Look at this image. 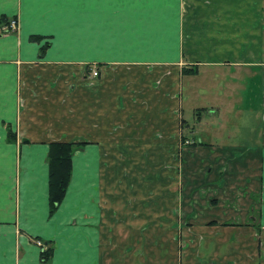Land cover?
<instances>
[{
  "label": "crops",
  "instance_id": "obj_1",
  "mask_svg": "<svg viewBox=\"0 0 264 264\" xmlns=\"http://www.w3.org/2000/svg\"><path fill=\"white\" fill-rule=\"evenodd\" d=\"M65 1L73 0H0V19L20 25L10 35L0 26V264H148L149 252L158 259L151 264H176V248L149 245L161 232L156 225L176 242L186 239L188 225L208 232L201 227L207 222L219 225L210 231L214 264H264V0H130L125 11L109 9L130 32L158 35L142 47L121 37L108 43L107 30L119 27L106 16L108 0H98L92 17L102 36L88 65L99 74L84 85L80 140L67 137L79 121L52 110L61 103L57 89L37 91L28 67L58 60ZM35 35L41 44L30 40ZM45 41L50 47L39 58ZM149 62L162 64L151 69ZM194 67L196 75L183 74ZM233 67L247 109L242 137L237 144L231 137L214 142L211 131L197 137L184 117L186 77L213 82L214 71ZM161 75L163 83L152 84ZM217 109L209 115L221 114ZM71 141L87 144L74 154L66 197L50 215L49 145ZM173 210L181 223L171 219ZM236 223L243 228L228 226ZM39 242L52 243L48 263ZM177 264H188L187 256Z\"/></svg>",
  "mask_w": 264,
  "mask_h": 264
},
{
  "label": "rangeland",
  "instance_id": "obj_2",
  "mask_svg": "<svg viewBox=\"0 0 264 264\" xmlns=\"http://www.w3.org/2000/svg\"><path fill=\"white\" fill-rule=\"evenodd\" d=\"M142 1L143 0H139L140 5L143 3ZM130 2H131L130 0L107 1L108 8L106 11V16L112 18V21L115 23L114 25L115 27H119L117 31L114 30V28L112 27L111 30L110 29L107 30L108 43L114 42L115 41L114 39L119 37L123 38L125 41L129 39V41H133L141 45V47L144 44H150L151 42L155 43V41H152V38L158 35H153L152 33L147 35V33H145L142 30H140L139 33H136L138 30L136 32L135 31L130 32L129 28H127L125 24L124 25L121 23L117 24V20H114L113 11L110 10H114L116 12H121L123 10L125 11L126 10L125 6L130 4ZM98 4H99L98 0L65 1L64 9L59 12L60 18L62 19V21H60L59 27L64 29V31L60 32L61 33L60 36L58 35L56 36L57 39H59L60 37L62 43V47L60 48L61 51L59 52L57 57L58 60L53 63L49 62L50 64L47 63L44 64V62L42 61L40 62L39 60L28 61V67L30 70L29 74L33 75L34 79L37 80L36 82L37 91L40 89L44 91L50 89H54V90L57 89V91L54 92V94L59 96L58 101L60 100L59 102L61 103L58 106L53 104L52 110L55 108L56 117L57 118L60 117L62 120H64V116L60 115V113H64L65 117L68 114L69 116H72L74 121H79L78 123H76L77 125L75 127V130L69 128V130L71 131L67 133L68 135L67 137L68 138L71 137V139L73 137L79 140L82 139L78 137L79 135L81 136L82 134L81 116H82V93H83L84 85H92L93 80L98 77V75L97 76L93 75L95 71H97L98 73V70L96 69L97 67L95 68V66L93 65L92 66L88 65L90 64L89 56L94 55V57H96L97 55V50H94L93 48V47H97V45L93 46V43H97L99 37L102 36L99 34L98 24L93 23L94 16L92 17V15L95 14V11H97L96 7ZM95 15L98 16V12ZM13 21H16L18 24L16 26V30H5L6 27L9 28L11 27L10 23H12ZM121 25L123 27H121ZM1 27H2L1 31L5 35H10V34H15L18 31L20 25L18 19L12 18L8 20V23L6 22V24H3ZM92 32H94V34ZM110 33L112 34L110 37L111 39L109 38ZM89 39H91L92 47L88 46ZM32 42L41 44L42 41L40 42L32 41ZM46 44H49L50 47V42L48 41H45L42 47H44ZM41 49H40L39 58H43L44 56V54H42ZM140 52L148 53L151 52V50H140ZM107 53H112V51L108 50ZM59 56L61 59L59 58ZM149 63L152 65L146 67L151 69L155 67L153 65L162 64V62H149ZM124 64H126L124 65V67L127 68L136 66V64L133 63L128 64L127 62H124ZM112 67H117V66L115 64V65H111V69ZM185 69L189 70L191 68H185ZM34 70L37 72H35ZM239 71L240 70L237 67L227 68L226 70L223 71V74L221 75L218 74L216 71H214V75L209 76V78H212L211 80H214L213 82L204 81L205 79L204 77H186L184 81V88H185L184 95L187 98V100L184 103V108H185L184 117L185 120L188 123H190L191 126L196 127L195 131L197 132V137L198 136L200 137L201 136L200 134L203 131H211L214 134V142L218 141L225 143L226 141L228 142V138L231 137L232 142L235 141V144H237L236 139L242 137L243 130H240V126L243 120L242 115L244 111L246 112L247 109L244 107L243 99L241 95V81L233 80L237 75V73H239ZM187 75L192 76V74H187ZM85 76L89 77V79L85 78ZM157 77L158 79L157 78L154 79L152 84L159 86V84L163 83V81L161 80L162 75ZM47 79H52V81L54 82L53 86L48 83ZM221 79L226 80L227 82L221 83ZM38 81L41 82L38 83ZM205 90L210 92L209 97H205L206 96L204 92ZM219 95H221L220 98ZM47 102L45 104L50 106V102L49 101ZM216 106L218 107V109ZM211 107L213 108L215 107L217 110H221L220 111L221 114L214 116L209 115L208 110H210ZM196 109H199L198 112L196 111ZM202 109H207V110H202ZM58 112L60 113L58 114ZM199 115L201 116L200 119H198ZM45 116L47 117L49 115L45 114ZM69 122L70 121H68V123ZM232 127H235V129L233 130ZM188 132L190 131L188 130L187 133ZM190 134L191 133H188V136H190ZM14 140L16 141V138H14ZM81 151L82 149L78 150L76 154L80 153L79 155H81ZM110 181L111 179H107L108 185H110ZM77 184L81 185V175L77 177ZM78 187L77 189H81V186ZM79 200L81 201L82 199L80 198ZM240 210L241 209L234 211L239 218H241V216L243 215V211ZM170 216L174 222L179 221L181 223L184 219V216L181 215L179 212H177V210L176 211L173 210ZM187 222L189 223L190 220ZM210 223L212 222H207L206 224L201 226L202 228H210L208 232H204L203 230L199 232H196L193 229L190 230V228H192L193 226L188 225L187 227L188 234L186 236V239L183 241H176V242L170 241L171 239L167 238L168 234L164 231V229L156 225L157 228L161 230V232L155 233L154 240L149 241V245H153L157 251L165 248H169L172 250L173 248L174 249L176 248L175 258L177 263L179 261V258H181V260L183 261L184 256L186 255L188 259V264H214L213 263L214 255H212V253L214 252V232L211 233L210 231L211 228H214V226H219V225L216 224L210 225ZM228 226H236L239 228H243V226L238 223L234 225L230 224ZM175 228H177L179 232V229L176 226L172 228L173 232H175L174 231L176 230ZM146 243H147L146 241L145 243H143L144 246L146 245ZM229 248L230 246L227 247V249ZM148 250L150 251V248H148ZM161 252L162 251H160V253ZM189 255L190 256L195 255L196 260L190 258ZM151 258H153V260H150ZM156 258L157 256L154 252L153 255L152 253L149 252V257L146 258V261H148V264H151L153 261L157 263L158 259ZM162 259H163V253H162Z\"/></svg>",
  "mask_w": 264,
  "mask_h": 264
},
{
  "label": "trees",
  "instance_id": "obj_3",
  "mask_svg": "<svg viewBox=\"0 0 264 264\" xmlns=\"http://www.w3.org/2000/svg\"><path fill=\"white\" fill-rule=\"evenodd\" d=\"M8 23V19H0V26ZM32 41L40 42L43 40L42 36H32ZM49 47L46 44L42 47V54ZM196 68H191L189 70L184 69L183 74H197ZM16 135L12 132L9 133V139L15 141ZM184 139V138H183ZM187 141V140H185ZM184 141V142H185ZM86 142L82 141H71V142H53L49 145L48 152V166H49V206L50 215H53L60 205L63 203L68 187L70 185L73 173V157L74 154L83 149L86 146ZM195 144V143H193ZM215 224V222L210 223V225ZM41 243V261L42 263H48L53 257V246L52 243L40 242Z\"/></svg>",
  "mask_w": 264,
  "mask_h": 264
},
{
  "label": "built area",
  "instance_id": "obj_4",
  "mask_svg": "<svg viewBox=\"0 0 264 264\" xmlns=\"http://www.w3.org/2000/svg\"><path fill=\"white\" fill-rule=\"evenodd\" d=\"M10 24H11L10 25L11 27L10 28L9 27H6L5 30H16V26L18 25L17 22L16 21H13ZM93 75L94 76H97L98 75L97 71H95V73H93ZM193 143H194V141L187 140V141L184 142V145H191ZM39 245L41 246V243L40 242H39Z\"/></svg>",
  "mask_w": 264,
  "mask_h": 264
}]
</instances>
